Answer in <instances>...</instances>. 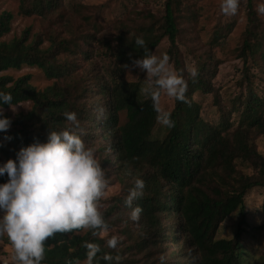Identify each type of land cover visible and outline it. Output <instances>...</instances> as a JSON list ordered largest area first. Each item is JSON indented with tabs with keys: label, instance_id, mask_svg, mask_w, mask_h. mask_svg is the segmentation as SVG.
I'll return each mask as SVG.
<instances>
[{
	"label": "trees",
	"instance_id": "trees-1",
	"mask_svg": "<svg viewBox=\"0 0 264 264\" xmlns=\"http://www.w3.org/2000/svg\"><path fill=\"white\" fill-rule=\"evenodd\" d=\"M178 1L165 0L161 15L132 10L106 27L100 20L104 4L77 3L69 9L64 0H20L19 14L40 17L45 34L29 43L27 30L20 38L0 43V73L24 65L38 67L55 83L40 91L30 84V75L17 80L0 76V91L11 94L13 104L32 103L31 111L14 121L4 115L11 124L0 140V157L15 159L21 147L44 142L48 130L67 128L64 113L74 112L82 141L104 169L106 187L113 183L122 187V193L101 211L105 227L46 238L40 264H89V244L99 249L91 264H251L243 257L241 226L231 239H218L217 233L236 211L245 224L246 197L252 190H264V155L256 143L264 136V86L257 84H264V20L254 0H248V24L236 50L243 63L242 78L227 107L213 85L220 64L214 47L220 46L230 28L219 26L212 48L196 50L189 44L194 42L190 29L177 21ZM12 19L9 12L0 16V38L10 32ZM137 37L144 40L143 48L135 45ZM165 39L169 63L186 83L187 102L174 99L168 113L171 127L158 119L145 83L127 80L128 67H124L133 55L154 53ZM45 40L47 48L42 47ZM99 45L112 59L111 72L96 60ZM187 56L193 59L195 76L188 70ZM198 92L214 97L217 122L203 116L195 98ZM120 112L126 113L124 125ZM160 124L162 134L157 135ZM237 160L250 164L254 173L238 172ZM6 179L5 174L0 183ZM136 179L143 180L144 189L142 197L133 201L142 209L133 222L124 200ZM261 214L264 228V196ZM113 229L119 234L118 243L109 248L112 235L104 238L102 233ZM105 255L119 260L106 261Z\"/></svg>",
	"mask_w": 264,
	"mask_h": 264
},
{
	"label": "clouds",
	"instance_id": "clouds-1",
	"mask_svg": "<svg viewBox=\"0 0 264 264\" xmlns=\"http://www.w3.org/2000/svg\"><path fill=\"white\" fill-rule=\"evenodd\" d=\"M239 3L240 0H221L220 12L225 16L235 15ZM255 10L264 15V3H258ZM134 43L144 47V40L140 37ZM131 63L145 71L148 86L144 91L150 96L160 122L171 127L169 114L158 107L160 96L163 93L187 102L185 81L173 70L166 54L150 53L133 59ZM192 75H196L195 70ZM3 104L13 112L18 105L23 106L13 104L11 94L0 91V105ZM99 112L102 114L103 109ZM64 117L69 122L67 128L48 130L44 142L21 147L15 159L0 163V177L5 174L7 177L0 183V236L7 237L18 264H40L45 251L44 241L55 233L105 227L99 211L107 184L104 169L93 149L82 141L83 132L79 129L76 114L66 112ZM10 124V118L4 116L0 108V132H6ZM143 189V180L136 179L124 200L133 222L139 220L142 212L138 205L133 206V201L142 197ZM117 243V238L112 237L107 246L115 248ZM87 248V259L91 264L99 249L93 244ZM103 258L106 261L119 260L118 256L105 255Z\"/></svg>",
	"mask_w": 264,
	"mask_h": 264
},
{
	"label": "rangeland",
	"instance_id": "rangeland-1",
	"mask_svg": "<svg viewBox=\"0 0 264 264\" xmlns=\"http://www.w3.org/2000/svg\"><path fill=\"white\" fill-rule=\"evenodd\" d=\"M221 0H179L175 11L177 21L184 27L190 29V36L194 42L192 44L196 50L204 51L212 48V40L214 39V32L219 26L229 27L230 30H225L226 35L222 38L219 47H214V55L220 61L219 72L217 77L213 80V85L219 90L220 97L224 105L228 107L231 100L238 94V83L242 78L243 63L242 60L237 58L236 50L240 46V41L243 33L246 30L247 19V4L248 0H240L237 13L231 16H225L220 12L219 4ZM83 3L85 5H105L104 12L102 13L100 20L103 25L109 27L111 24L123 18L126 14L132 10L141 11L151 10L155 14H162L165 0H64V4L71 9L75 4ZM254 8L258 3H264V0H254ZM20 0H0V16L4 12L13 14V19L10 24V32L0 38V43H9L14 39L20 38L27 30L29 34V43L32 42L36 35L45 34V27L38 16H24L19 14ZM264 20V15H259ZM43 44V48L49 47V42ZM169 48V42L167 39L163 40L154 54L160 56L165 54ZM181 49L186 52L184 47ZM96 60L98 64H103L107 72L112 70V59L107 57L103 53L101 46H97ZM136 55H133V59H136ZM132 59V60H133ZM80 65H83L85 61L79 59ZM186 64L189 71L194 70V62L191 56H187ZM171 65V64H170ZM83 66L86 67V64ZM173 70L174 67L171 65ZM30 75V84L37 90L43 91L44 89L52 86L55 80L46 77L44 72L38 67L22 66L19 70H7L0 73V76H10L14 80H17L23 76ZM263 77V76H262ZM125 78L129 81L142 80L145 86H148V81L145 79V71L132 66L129 63L128 70L125 74ZM260 87H263L262 82ZM196 100L202 105L203 116L213 122L218 121V112L214 106L213 96L210 94H203L198 92L195 95ZM23 106H17L16 111L13 112L9 108H2L3 115L10 116L14 121L16 117L23 113L27 114L32 109L31 102L20 103ZM174 107V98H170L161 93L159 108L162 111L170 113ZM120 125H124L127 121L126 113H119ZM162 124V123H161ZM160 124L157 135L162 134L163 125ZM5 133L0 132V140L5 139ZM258 149L264 155V136L256 140ZM6 161L3 157H0V163ZM238 172L244 175H252L254 173L250 164L236 161ZM122 193V187L118 183H113L106 187L105 194L100 200L99 211L105 210L109 206V200L114 196ZM264 196L263 189L252 190L245 199L247 208V221L242 224L241 214L236 211L223 222L218 233L217 238L231 239L238 227L241 226L242 241L244 243L243 257L251 262V264H261V258L264 256V228L263 219L261 214V206ZM86 231V229H85ZM85 231L81 234H84ZM119 236L117 230L113 229L102 233V237L109 238L108 236ZM87 261L79 262L78 264H86ZM0 264H18V261L14 259V250L11 247L10 242L6 236H0Z\"/></svg>",
	"mask_w": 264,
	"mask_h": 264
}]
</instances>
